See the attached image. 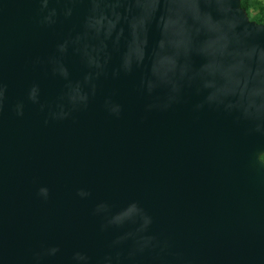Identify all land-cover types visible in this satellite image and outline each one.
<instances>
[{
  "label": "water",
  "instance_id": "water-1",
  "mask_svg": "<svg viewBox=\"0 0 264 264\" xmlns=\"http://www.w3.org/2000/svg\"><path fill=\"white\" fill-rule=\"evenodd\" d=\"M263 152L239 0H0V264H264Z\"/></svg>",
  "mask_w": 264,
  "mask_h": 264
},
{
  "label": "rangeland",
  "instance_id": "rangeland-1",
  "mask_svg": "<svg viewBox=\"0 0 264 264\" xmlns=\"http://www.w3.org/2000/svg\"><path fill=\"white\" fill-rule=\"evenodd\" d=\"M244 10L249 19H252L253 17H261L264 21V0H247V6ZM261 156L264 160V152Z\"/></svg>",
  "mask_w": 264,
  "mask_h": 264
},
{
  "label": "trees",
  "instance_id": "trees-1",
  "mask_svg": "<svg viewBox=\"0 0 264 264\" xmlns=\"http://www.w3.org/2000/svg\"><path fill=\"white\" fill-rule=\"evenodd\" d=\"M239 3H240V6L244 9H246V6H247V0H239ZM253 20H255L256 22H261V23H264L263 19L261 17H253L252 18ZM262 157V156H260Z\"/></svg>",
  "mask_w": 264,
  "mask_h": 264
}]
</instances>
